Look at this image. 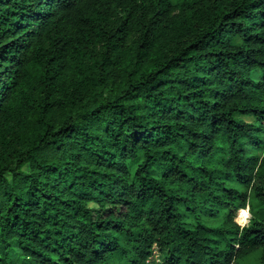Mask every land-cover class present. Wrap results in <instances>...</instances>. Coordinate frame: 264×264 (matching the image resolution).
Segmentation results:
<instances>
[{
	"label": "trees",
	"instance_id": "trees-1",
	"mask_svg": "<svg viewBox=\"0 0 264 264\" xmlns=\"http://www.w3.org/2000/svg\"><path fill=\"white\" fill-rule=\"evenodd\" d=\"M154 247L264 264V0H0V264Z\"/></svg>",
	"mask_w": 264,
	"mask_h": 264
},
{
	"label": "rangeland",
	"instance_id": "rangeland-1",
	"mask_svg": "<svg viewBox=\"0 0 264 264\" xmlns=\"http://www.w3.org/2000/svg\"><path fill=\"white\" fill-rule=\"evenodd\" d=\"M247 211H248V219H247V221L245 222V223H240V221L238 220L239 219V216H240V213L238 212V214H237V217H236V220L238 221V223L239 224H241V225H247L248 224V222H249V219L251 218V214H250V212H249V210L247 209ZM157 248L156 247H154V250H156ZM158 252V251H157ZM153 256H154V253H153V255H152V257H150L149 259H148V261L147 262H150L151 264H153ZM13 259H14V262L15 263H17V264H24V262L21 260V258H20V254L18 253V251H15L14 253H13ZM150 263H148V264H150ZM255 263H257V257L256 256H254V257H251L250 259H248L244 264H255Z\"/></svg>",
	"mask_w": 264,
	"mask_h": 264
},
{
	"label": "built area",
	"instance_id": "built-area-1",
	"mask_svg": "<svg viewBox=\"0 0 264 264\" xmlns=\"http://www.w3.org/2000/svg\"><path fill=\"white\" fill-rule=\"evenodd\" d=\"M153 260H155V261H160V256H159V253L157 252V249L154 250ZM153 260H152V261H153ZM148 263H150V262H148ZM150 264H151V263H150Z\"/></svg>",
	"mask_w": 264,
	"mask_h": 264
}]
</instances>
